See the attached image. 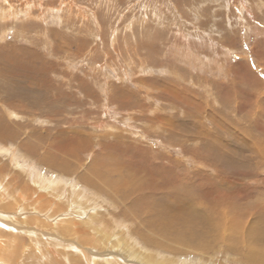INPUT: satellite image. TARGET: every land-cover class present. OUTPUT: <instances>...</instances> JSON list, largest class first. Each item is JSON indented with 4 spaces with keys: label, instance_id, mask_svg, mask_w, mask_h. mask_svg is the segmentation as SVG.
Here are the masks:
<instances>
[{
    "label": "rangeland",
    "instance_id": "1",
    "mask_svg": "<svg viewBox=\"0 0 264 264\" xmlns=\"http://www.w3.org/2000/svg\"><path fill=\"white\" fill-rule=\"evenodd\" d=\"M0 120V264H264V0H0Z\"/></svg>",
    "mask_w": 264,
    "mask_h": 264
},
{
    "label": "bare ground",
    "instance_id": "2",
    "mask_svg": "<svg viewBox=\"0 0 264 264\" xmlns=\"http://www.w3.org/2000/svg\"><path fill=\"white\" fill-rule=\"evenodd\" d=\"M254 79V78H253ZM1 121V120H0ZM3 122V121H2ZM4 123V122H3ZM2 125V124H1ZM3 126V125H2ZM3 128V127H2ZM7 129V128H6ZM5 132V131H4ZM181 133V132H180ZM173 134V133H172ZM171 134V135H172ZM218 142V141H217ZM203 143V142H202ZM206 146V145H205ZM208 147V146H207ZM221 147V146H220ZM211 149H212V147H211ZM207 150L209 151V148H207ZM206 150V151H207ZM215 151H217V150H215ZM13 153V152H12ZM218 154V153H217ZM219 156H222V154H219ZM233 158V157H232ZM234 160V159H233ZM230 161V160H229ZM222 162V161H221ZM225 165V164H224ZM228 165V164H227ZM237 165V164H236ZM31 168V167H30ZM62 168H63V166H62ZM228 168V167H227ZM230 168H232V167H230ZM227 169V170H231V169ZM241 169V168H240ZM236 170V171H235ZM238 168H234L233 169V171H234V173L236 172H238ZM232 171V172H233ZM245 171V170H244ZM229 172V171H228ZM221 173V172H220ZM244 173V172H243ZM35 178H37L39 181L38 182H40V185L41 186H47L48 188H50V190H52V191H58V189L60 190V185L58 186V184L60 183L59 182V180H53V179H51V178H45V177H38V175L37 176H35ZM34 179V178H33ZM61 181V180H60ZM148 181V180H147ZM28 182V181H27ZM216 183V182H215ZM224 186V185H223ZM8 187V186H7ZM7 187L5 188V189H7ZM222 188H224V189H222ZM62 189V188H61ZM225 189H227V188H225V187H221V188H215V187H210V186H206L205 187V190H206V192H208V193H212V192H214L215 194H217L218 193V195L216 196V198L217 199H219L220 197H224L227 193V191L225 190ZM24 190V189H23ZM232 190V189H231ZM12 192V191H11ZM60 192H62V191H60ZM205 192V193H206ZM233 192H235V191H231V194L233 193ZM24 193V192H23ZM30 193V192H29ZM230 193V192H229ZM10 194H12V193H10ZM33 194V193H32ZM13 195H14V193H13ZM30 196V195H29ZM74 196H76V197H78L79 195L76 193V194H74ZM81 196V195H80ZM79 196V197H80ZM22 197V196H21ZM81 197H83V195L81 196ZM7 198V197H6ZM20 198V197H19ZM32 198V197H31ZM233 198V197H232ZM8 199V198H7ZM21 199V198H20ZM23 199V198H22ZM26 199V198H25ZM27 200V199H26ZM224 200V199H223ZM227 201V200H226ZM225 201V202H226ZM218 203V202H217ZM221 203V202H220ZM39 206V205H38ZM226 207V206H225ZM224 207V208H225ZM227 209V208H226ZM239 209V208H238ZM221 211V210H220ZM225 211H227V210H225ZM229 211V210H228ZM231 211V210H230ZM240 212V211H239ZM224 213H226V212H224ZM236 213V212H235ZM244 213V212H243ZM199 214V213H198ZM219 214V213H218ZM227 214H228V212H227ZM230 214V213H229ZM232 214H233V212H232ZM231 214V215H232ZM240 214V213H239ZM230 215V216H231ZM244 215V214H243ZM246 215V214H245ZM225 216V215H224ZM228 215H226V217H227ZM233 216V215H232ZM234 217V216H233ZM230 218V217H229ZM228 218V219H229ZM239 218V217H238ZM206 219V218H205ZM217 219H220V218H217ZM226 219V221H227V218H225ZM237 219V218H236ZM260 219V218H259ZM200 220H202V219H200ZM223 220V219H222ZM199 221V220H198ZM203 221V220H202ZM225 221V220H224ZM238 221V220H237ZM208 222H209V226H207V229L208 228H210V229H213V230H217V227L219 228L218 229V231L220 230V229H223L225 232H226V230L227 229H229V231H230V233H232L233 232V229L232 228H234V224H235V228H238L237 226H236V223H234V222H232L231 221V226H229V225H227V226H224L225 225V223L223 224V223H220V220L219 221H217L216 223H212L210 220H208ZM228 222H230V220L228 221ZM193 223V222H192ZM202 223V222H201ZM204 223V222H203ZM206 223V222H205ZM106 224V223H105ZM195 225H196V223H194ZM200 224V223H199ZM238 224V223H237ZM201 225H203V224H201ZM207 225H208V223H207ZM244 225V224H243ZM192 226V225H191ZM198 226V225H197ZM224 226V227H223ZM225 227H227V229L225 228ZM98 228V227H97ZM97 228H95V229H97ZM94 229V230H95ZM99 229V228H98ZM101 229V228H100ZM206 229V228H205ZM209 229V230H210ZM256 229V228H255ZM262 228H260V230H261ZM212 230V231H213ZM263 230V229H262ZM228 231V230H227ZM26 232V231H25ZM101 232H103V230L101 231ZM108 232V231H107ZM197 232V231H196ZM211 232V230L209 231V234H211L210 233ZM241 232V231H240ZM116 233H118V232H116ZM234 233V232H233ZM249 233V232H248ZM84 234V233H83ZM101 234V233H100ZM208 234V235H209ZM216 235H217V232L215 233ZM224 234V233H223ZM238 234V232L236 233V235ZM254 234V233H253ZM263 234V233H262ZM105 235H109V233H107V234H105ZM118 235V234H117ZM228 235H229V233H228ZM241 235V234H240ZM251 235V234H250ZM102 236V235H101ZM121 236V235H120ZM124 236V235H123ZM122 236V237H123ZM222 235H221V233H220V237H221ZM100 237V236H99ZM107 237V236H106ZM111 237V236H110ZM203 237V236H202ZM210 237V236H209ZM211 237H213V236H211ZM211 237L209 238V239H211ZM217 237H219V236H217ZM240 236L238 235V238H239ZM243 237V236H242ZM89 238V237H88ZM100 238H102V237H100ZM121 238V237H120ZM190 238V237H189ZM194 238V237H193ZM201 238V237H200ZM214 238V237H213ZM224 238V237H223ZM226 238V237H225ZM234 238V237H233ZM247 238V237H246ZM245 238V239H246ZM260 238V237H259ZM262 238V237H261ZM124 239V238H123ZM187 239V238H186ZM205 239V238H204ZM207 239H208V236H207ZM206 239V240H207ZM208 239V240H209ZM219 239V238H218ZM222 239V238H221ZM221 239H219L220 241H221ZM227 239V238H226ZM231 239V238H230ZM256 239V238H255ZM99 240V239H98ZM101 240V239H100ZM103 240V239H102ZM112 240V239H111ZM196 239H194L193 240V242L195 241ZM202 240V239H201ZM205 240V244H206V241ZM229 240V239H228ZM234 240V239H233ZM87 241V240H86ZM114 241V240H113ZM120 241H122V240H120ZM184 241V240H183ZM215 241H216V239H215ZM235 241V240H234ZM233 241V242H234ZM243 241V240H242ZM248 241V240H247ZM254 241V240H253ZM262 241H263V239H262ZM101 242V241H100ZM117 243L119 242V241H116ZM125 242V241H124ZM213 242V241H212ZM222 242V241H221ZM226 242V241H225ZM227 242H229V241H227ZM237 242V241H236ZM249 242V241H248ZM120 243V242H119ZM118 243V244H119ZM187 243V242H186ZM195 243V242H194ZM203 243V244H204ZM208 243V242H207ZM211 243V242H210ZM217 243V242H216ZM224 243V242H223ZM231 243H232V241H231ZM239 243V242H238ZM242 243V242H241ZM245 243H246V241H245ZM258 243V242H257ZM93 244V243H92ZM102 244V243H101ZM113 244H115V243H113ZM121 244V243H120ZM123 244V243H122ZM202 244V245H203ZM221 244V243H220ZM229 244H230V242H229ZM233 244V243H232ZM234 244H236V243H234ZM240 244V243H239ZM243 244V243H242ZM241 244V245H242ZM260 244V243H259ZM82 245V244H81ZM104 245V244H103ZM194 245V244H193ZM245 245V244H244ZM249 246H250V243L248 244ZM201 246V245H200ZM231 246V245H230ZM233 246V245H232ZM236 246V245H235ZM238 246V245H237ZM246 246H247V244H246ZM245 246V247H246ZM263 246V245H262ZM261 246V248H260V245L258 246L259 248H255V247H251L250 249H249V253H250V256H249V258L251 259V260H254L255 262L256 261H259V262H264V249H263V247ZM234 247V246H233ZM241 248V246H238V248ZM243 247V246H242ZM204 248H207V247H204ZM231 248V247H230ZM237 248V249H238ZM234 249V248H233ZM124 250V249H123ZM136 250V249H135ZM232 250V249H231ZM242 250V249H241ZM125 251V250H124ZM137 251V250H136ZM233 251V250H232ZM238 251V253H239V251H240V249L239 250H237ZM237 251H236V253H237ZM135 252V251H134ZM139 251H137V253H138ZM203 252V251H202ZM234 252V251H233ZM235 253V254H236ZM112 254V253H111ZM125 254V253H124ZM143 254V253H142ZM146 254H147V252H146ZM153 254V253H152ZM155 254V253H154ZM240 254H241V252H240ZM239 254V255H240ZM133 255V254H132ZM245 255V254H244ZM129 256V255H128ZM131 256V255H130ZM152 255H150V257H151ZM241 256V255H240ZM125 257H126V255H125ZM134 257V256H133ZM142 258V257H141ZM140 258V259H141ZM144 258V257H143ZM166 258H167V256H166ZM237 258V257H236ZM135 259V258H134ZM148 259V258H147ZM146 259V260H147ZM154 259H158V258H154ZM247 259V258H246ZM245 258H244V260H246ZM118 260V259H117ZM145 260V259H144ZM13 261V260H12ZM124 261V260H123ZM142 261V260H141ZM249 261V260H248ZM248 261H246V262H248ZM120 262V261H119ZM149 262V261H148ZM132 263V262H131ZM162 263V262H161ZM250 263H251V261H250ZM160 264V263H159Z\"/></svg>",
    "mask_w": 264,
    "mask_h": 264
}]
</instances>
